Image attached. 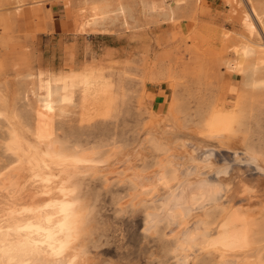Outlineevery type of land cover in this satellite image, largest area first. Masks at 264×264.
Returning a JSON list of instances; mask_svg holds the SVG:
<instances>
[{
  "label": "rangeland",
  "instance_id": "rangeland-1",
  "mask_svg": "<svg viewBox=\"0 0 264 264\" xmlns=\"http://www.w3.org/2000/svg\"><path fill=\"white\" fill-rule=\"evenodd\" d=\"M60 3L75 28L40 35L47 33L40 25L52 21L51 6ZM248 3L264 16V0H0V171L14 162L4 150L12 128L28 141L54 140L58 149L90 157L96 169L69 183L78 184L82 200L83 230L70 248L77 263L178 264L176 231L201 219L212 226L217 246L193 251L185 264H220L238 250L251 255L238 264H264V159L249 164L245 155L264 151V88L250 89L244 76L226 68L242 63L237 34ZM86 21L95 24L79 33ZM256 58H246L244 67ZM89 66L101 78L76 88L64 115L41 108L37 73L48 77ZM212 117L220 127L231 124L234 133L221 131L230 135L226 141L201 134L211 130ZM174 153L181 169L203 163L205 154L214 159L212 168L229 165L233 187L222 202L234 208L222 218L223 205L192 207L174 226L164 218L146 232L148 213L159 211L158 203L176 187L168 163Z\"/></svg>",
  "mask_w": 264,
  "mask_h": 264
},
{
  "label": "bare ground",
  "instance_id": "bare-ground-1",
  "mask_svg": "<svg viewBox=\"0 0 264 264\" xmlns=\"http://www.w3.org/2000/svg\"><path fill=\"white\" fill-rule=\"evenodd\" d=\"M247 1H249V0H247ZM152 7L154 9H156V8H158V5H154ZM244 9H242L243 16L241 18L242 31L237 34L238 45H239L237 48L240 51V57H241L242 63L239 66H233V65H230L229 63H227L226 68L230 73H237L239 75L244 76L243 84L245 86L249 87L252 90H259V89L264 88V77H263L264 75L262 76L263 69H264V50H262L260 47L261 38L258 41L255 40L257 42L252 41L255 38V36H253V33L249 30L248 24L246 23V19L250 20L252 22L253 21H260V19H259V15H258L256 7H254L252 4H249V7L247 10H244ZM258 23L260 24V22H258ZM91 24H95V23L94 22H88V21L82 22L80 24L79 33H82V34L87 33ZM260 28L262 31H264V29L262 27H260ZM256 35H258V37H259L258 32ZM253 55L258 56V58H256V60H255V63L248 65V66L245 65L246 67H244V63H243L244 60L248 57H252ZM258 61H259V64H258ZM101 75L102 74H101V71L99 69L94 68V67H90V66L87 67L86 69H84V70L82 69L80 71L72 70V71H62V72H51L48 77L43 72L37 73L36 74V80H37L36 89L39 92V103H40L41 108H43L46 112H49V113L53 112V113L57 114L58 116L64 115L67 112V108L71 105V103H73V96H74L75 89L79 88L82 85L85 89L89 88V86H90L89 82H91L92 80L94 81V79L101 78ZM219 123H220V119L212 117L209 121V128H212V125L214 124L216 129L218 130V132L225 130L226 127H220ZM226 132H225V134L228 133V132L227 133ZM232 133H234V132L232 131ZM223 135H224V132H223ZM36 136L37 135H35V137ZM224 136L229 137L230 135L229 136L224 135ZM226 139H225V141H226ZM235 139L237 140V138H235ZM2 142H0V143H2ZM51 142H47V141L43 142L42 140H38V139L34 142H31V141H28L27 139L23 138L17 132V130H15L14 128L10 129L8 132V136L6 138V141L4 143V148H5L4 150L6 151V153L8 152L14 156V162H13V164H11L10 166L7 167L8 170H6V168H5L4 170L0 171V173H3V176L0 177V215L9 217V220L4 222L5 229H7L8 227H12L13 229H16V228L29 229V231H27L25 233H21L19 235L20 236H25V235L31 236L34 240L41 242V245H40L41 247H47L45 241H47L48 230H53L54 232L58 231L57 225L64 219V213L62 211L61 205H64V204L74 205V207L69 210V213H70V215H73L74 217L78 218L80 232H81V230H83V227L80 224V215H79V212L77 211V208H80L79 211L82 210V208H81L82 200L79 199V197H78V193H79L78 188H77L78 184L73 185L72 188L69 186L70 178L74 177V179H75L74 175H76L79 172H84V171L96 169L95 166L89 165V163H91V159L87 154H84L81 152H72L71 153V152L66 151V150H61V149H58L53 144L55 142L54 140H53V143H51ZM55 144H57V143H55ZM194 150H195V148H194ZM253 150L255 151V149H253ZM191 151H192V149H191ZM175 152H176V150H175ZM184 153H185V151H184ZM196 153H198V151H196ZM256 154L258 155V153H256ZM165 155H167V154H165ZM205 155H204V158L202 157L204 159L203 163H202V159H201V161L196 160V161H198V163L196 161H195L196 162L195 165L192 163L193 165L191 168L185 167V169H181V166H182L181 160L179 161L181 166L178 163V161L175 160L177 158L180 159V156H178L175 153L170 154V156H169L170 161L168 163H169V166L171 167L172 171H171V176H169V178L172 177V178H170V180L176 182V185H175L176 187H175V189L173 188L174 190H172L170 194L168 193L169 195L167 197H165L163 199L160 198L162 200V202L158 203V204L161 203V205H159V206H161V208L158 209L159 211L156 210L157 212H151V213H148L147 217L145 216L147 218L146 219V228L147 229H149V230L152 229L155 226L156 222L161 221L164 218L167 219L170 226H174L175 223H178L176 220V217L178 215L180 217H183L186 214H188L189 212H191V210H193L192 209L193 203H196L197 206L200 207V209H201V207H204L206 205H209V206L213 205L216 207L218 205L219 206L223 205L224 207L222 206L220 208V210L222 209L220 211L221 212L220 215L222 218L229 212V210L234 208V205H232L230 203H224L223 204V202H222V198H224L223 196L218 200L217 199H213V200H205L204 199L203 194L200 191L202 185H205V184H213V185L222 184V185H224V188H225V194L228 195L227 185L232 184V181H233V178L231 179L230 176H229L230 178L227 177V173H228L227 171H229V170L222 168V167L217 168V166L216 167L213 166V168H212V163L214 161L210 162V160H212L213 158L210 159L208 157L209 155H207V157H205ZM236 156H238V155H236ZM196 158H197V156H196ZM237 158L239 159V157H237ZM235 159H236V157H235ZM162 160H163V158H162ZM166 160H169V159H166ZM244 161H245V158H244ZM104 162H105V160H104ZM121 165H122V163H121ZM190 165H191V163H190ZM221 166H222V164H221ZM259 167H261V166H259ZM168 169L171 170L169 167H168ZM204 169H207L208 172L203 173L204 171L202 172V170H204ZM222 170L226 171L225 175L220 174ZM89 172H91V171H89ZM263 172L264 171H262V173ZM86 173H88V172H86ZM97 173H99V172H96V174ZM208 173H213L214 175H216V178L215 179H209ZM105 174H106V172H105ZM138 175H139V173H138ZM134 178H136V177H134ZM142 178H143V176H142ZM155 179H157V178H155ZM75 182H77V180ZM172 183H174V182H172ZM137 184H139V183H137ZM246 188H249V187H246ZM140 189H142V188H140ZM262 189H264V188H262ZM230 191H229V193H231ZM234 191L235 190H233V192ZM251 193H252V191H251ZM232 194H234V193H232ZM159 195H160V193H159ZM194 195L196 197L195 201H193ZM256 196H258V195H256ZM225 198H227V197H225ZM228 199H227V201H228ZM232 200H233V198H232ZM229 201H230V199H229ZM234 202H236V201H234ZM263 203H264V199H263ZM49 205H51V206L49 207ZM239 209H242V208H239ZM211 210H213V209H211ZM248 211H249V209H248ZM205 212H207V211H205ZM49 217L52 218L51 223L49 222ZM173 217H174V219H173ZM166 219H165V221H166ZM82 221H85V220H82ZM183 226L184 225H182L181 227H183ZM187 227L185 226V228H187ZM41 230H43V231H41ZM179 231H180L179 229L176 231L179 237L177 239V244L175 247V252H178V254H179L178 264H180L181 261L183 262V264L188 263L187 257H190L189 254L192 253L193 251H199V250L209 248L207 246V243L204 240V236L202 234H207L208 240H210V241L213 240L212 236H211L212 232H213L212 226L211 227L207 226L203 222V220H201V219H200V222L198 224H195L189 230H186V231L184 230V232H179ZM194 233H200L201 234V235H197V237H196V242H199V243L197 244V246H193L194 243H196V242L188 240L187 241L188 246L185 247L183 241H185L186 237H189ZM12 235L15 237V236H17V233L14 231L12 233ZM59 239H60V237H54V239L51 241V243H55L56 246L58 247L59 244L57 243V241ZM200 245H203V246H200ZM70 248L65 252V257H64L68 261H70L73 257H76V255H77V254L75 255V253L70 251ZM49 251H51V250L49 249ZM250 258H251L250 253L245 252L243 250H238V251H235V252L230 253V254L226 255L225 257H223V259L220 261V264H238L241 261L243 262V259H250ZM259 259H258V262H259ZM77 264H79V263H77ZM252 264H255V262H253Z\"/></svg>",
  "mask_w": 264,
  "mask_h": 264
},
{
  "label": "snow or ice",
  "instance_id": "snow-or-ice-1",
  "mask_svg": "<svg viewBox=\"0 0 264 264\" xmlns=\"http://www.w3.org/2000/svg\"><path fill=\"white\" fill-rule=\"evenodd\" d=\"M260 27L264 28V16L259 17ZM249 30L253 33V36L257 34V25L250 20L246 19ZM259 35L261 37L260 47L264 50V31H260ZM231 124L225 128V131L231 132ZM202 135L210 136L212 138H219L222 141L225 139L223 133L216 130L215 125H212L211 130H202ZM245 155L248 157V163H256L260 159H264V153H261L259 156L253 152H247ZM240 161L237 160V163ZM229 166L225 165V169ZM6 170H8L6 168ZM261 171H264V165H261ZM221 175H225L226 171L222 170ZM3 176V173H0V177ZM233 187L232 184H228V190H231ZM207 189V190H206ZM201 193L205 200L220 199L225 194V188L222 184H205L201 186ZM247 191V189L240 190ZM196 200L195 195L193 196V201ZM51 205H49L50 207ZM74 205L64 204L61 205L62 211L64 213V219L57 225L58 231L48 230L47 232V241H45L47 247H41V242L34 240L31 236H20L19 234L29 231L26 228H16L8 227L5 229L4 222L9 220L8 216L0 215V264H77V257H73L70 261L66 260L65 252L77 241L80 239V229L78 218L70 215L69 210L72 209ZM192 207H197L196 203L192 204ZM51 217H49V222L51 223ZM174 219V217H173ZM17 233V236H13V232ZM43 231V230H41ZM149 229L146 228V232ZM197 235L200 233H194L189 237H186L183 241L184 246L187 247V241L191 240L196 242ZM204 240L207 243L209 248H214L217 246V241L208 240L207 234H202ZM54 237H60L57 241L59 246L57 247L55 243H51ZM199 242L194 243L193 246H197ZM203 246V245H200ZM49 249L51 251H49ZM81 253L86 255V252L83 248L79 250ZM264 252V249H262ZM84 264H87L85 261ZM180 264H183L181 261Z\"/></svg>",
  "mask_w": 264,
  "mask_h": 264
},
{
  "label": "crops",
  "instance_id": "crops-1",
  "mask_svg": "<svg viewBox=\"0 0 264 264\" xmlns=\"http://www.w3.org/2000/svg\"><path fill=\"white\" fill-rule=\"evenodd\" d=\"M51 18L52 21L50 23V25H40V27L45 30V32H47L48 30L50 31H55V29H58V31H60L57 34H64V33H68L69 29L72 27L71 23L72 21H70L66 16H65V11H64V7H63V3H60V5H56V7L51 6ZM25 26V24H24ZM74 26V24H73ZM30 27V25H29ZM37 30V27H35ZM75 28V27H72ZM47 33H41L40 35H47ZM54 35V34H53Z\"/></svg>",
  "mask_w": 264,
  "mask_h": 264
}]
</instances>
